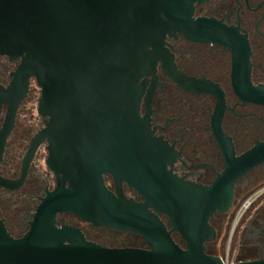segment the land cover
<instances>
[{
    "label": "water",
    "instance_id": "95a60500",
    "mask_svg": "<svg viewBox=\"0 0 264 264\" xmlns=\"http://www.w3.org/2000/svg\"><path fill=\"white\" fill-rule=\"evenodd\" d=\"M202 1L0 0V55L19 60L8 86L0 89V104L7 102L0 152L28 77L38 88L37 112L45 116L28 142L19 177H0V185L16 189L22 183L40 140L45 141L46 167L59 175L20 236H11L0 219V264H223L219 255L205 252L204 242L212 235L207 219L229 205L233 178L264 160V141L232 158V145L219 127L224 106L217 84L177 72L164 38L178 34L226 46L232 87L243 101L264 104V84L249 83L245 31L238 27L244 32L239 34L213 17L192 16L194 4ZM235 15L237 24V9ZM158 59L180 86L216 98L210 126L225 169L211 186L183 181L164 167L171 152L148 123ZM149 74L140 117V88ZM103 173L111 175L115 194L104 186ZM121 180L141 201L122 196ZM58 212L134 234L146 247L86 240L76 227L55 225ZM158 214L166 217L169 229ZM172 230L182 245L173 240ZM228 264H264V257Z\"/></svg>",
    "mask_w": 264,
    "mask_h": 264
},
{
    "label": "flooded vegetation",
    "instance_id": "af4514ba",
    "mask_svg": "<svg viewBox=\"0 0 264 264\" xmlns=\"http://www.w3.org/2000/svg\"><path fill=\"white\" fill-rule=\"evenodd\" d=\"M236 1L206 0L196 3L192 16L213 17L225 26H235L239 34H244L245 31V43L249 50L248 80L251 85H261L264 84V35L257 31L264 33V17H261L264 15V1L246 0L247 6L244 0ZM257 4L258 7L249 9ZM258 18L260 19L257 21ZM164 42L171 47L164 44V48L172 54L171 62L177 72L186 77L217 84L224 106L219 127L232 145V158L264 141V104L243 101L234 92L230 75V51L226 46L213 42L193 41L178 34L176 38L166 36ZM18 62V59L0 55V89L8 86ZM143 78L144 76L140 77L139 82ZM149 82L150 74L145 75L140 88L138 101L140 117L145 112L144 94ZM25 90L23 97L16 103L13 125L5 135L4 143L1 144L0 177L6 179L19 177L21 160L28 148V142L44 125L45 116L37 112L39 92L32 77L27 78ZM215 101L216 98L210 92L183 88L165 73L159 59L155 62L154 90L149 103L148 123L152 134L159 137L171 152L169 159L164 161V167L183 181L205 187L211 186L225 169L224 157L210 126ZM6 106L7 102L0 104V127ZM44 146V140L36 144L22 183L16 189L0 185V219L13 237L20 236L27 229L28 220L41 198L58 184L59 175L54 174L45 165ZM233 179L229 205L223 211L212 212L207 219L208 225L212 228V235L204 242L205 252L221 256L218 251L222 236L229 227L233 210L247 200L234 230L232 247L227 257L229 261L262 258L264 160L246 168ZM102 182L107 190L115 194L110 174L103 173ZM126 184L125 180L119 182L122 196L133 201H141L136 190ZM158 216L169 229L166 217L163 214ZM55 225L76 227L86 240L105 246L146 247L134 234L92 226L69 212L56 213ZM170 235L176 243L183 244L176 231L172 230Z\"/></svg>",
    "mask_w": 264,
    "mask_h": 264
},
{
    "label": "rangeland",
    "instance_id": "374dc122",
    "mask_svg": "<svg viewBox=\"0 0 264 264\" xmlns=\"http://www.w3.org/2000/svg\"><path fill=\"white\" fill-rule=\"evenodd\" d=\"M238 209H239V205H237L234 210H233V215L230 221V224L233 223V228L231 227V225L229 224L228 229H226V232L223 234L222 236V240H221V246L219 248L218 254L222 255V254H227L230 252V248L232 247V242L234 239V230L236 228V225L238 223V220L240 218V214L238 213ZM232 228V229H231Z\"/></svg>",
    "mask_w": 264,
    "mask_h": 264
},
{
    "label": "built area",
    "instance_id": "2783aa9c",
    "mask_svg": "<svg viewBox=\"0 0 264 264\" xmlns=\"http://www.w3.org/2000/svg\"><path fill=\"white\" fill-rule=\"evenodd\" d=\"M247 202V200L239 207L238 209V213L240 214L242 212V210L245 208V203ZM221 260L223 262V264H228L230 261L228 260L227 254H223L220 256Z\"/></svg>",
    "mask_w": 264,
    "mask_h": 264
},
{
    "label": "trees",
    "instance_id": "16d2710c",
    "mask_svg": "<svg viewBox=\"0 0 264 264\" xmlns=\"http://www.w3.org/2000/svg\"><path fill=\"white\" fill-rule=\"evenodd\" d=\"M223 255V254H222Z\"/></svg>",
    "mask_w": 264,
    "mask_h": 264
}]
</instances>
